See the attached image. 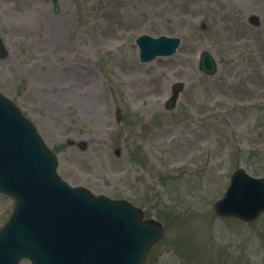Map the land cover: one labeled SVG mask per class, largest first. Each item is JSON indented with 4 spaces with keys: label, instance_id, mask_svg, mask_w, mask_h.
Wrapping results in <instances>:
<instances>
[{
    "label": "rangeland",
    "instance_id": "374dc122",
    "mask_svg": "<svg viewBox=\"0 0 264 264\" xmlns=\"http://www.w3.org/2000/svg\"><path fill=\"white\" fill-rule=\"evenodd\" d=\"M57 3L58 12L52 0H0V91L57 152L60 175L182 222L172 220L147 264H264V213L245 223L213 209L238 167L264 176V0ZM143 33L183 40L176 54L143 62ZM203 50L218 62L213 76L199 69ZM71 68L73 88L93 81L92 108L65 88ZM177 81L185 88L169 110ZM81 140L87 149L68 142ZM11 205L0 193V224ZM180 237L191 241L185 257Z\"/></svg>",
    "mask_w": 264,
    "mask_h": 264
},
{
    "label": "water",
    "instance_id": "95a60500",
    "mask_svg": "<svg viewBox=\"0 0 264 264\" xmlns=\"http://www.w3.org/2000/svg\"><path fill=\"white\" fill-rule=\"evenodd\" d=\"M137 41L141 45L143 59L147 60L157 54L174 52L180 39L164 36L155 39L143 35ZM179 89L178 85L175 86L174 95L168 102L169 107L174 106ZM82 145L86 146L85 143ZM0 185L6 187V191L18 198L21 208L20 218L0 234V242H6L5 245L0 243V264H7L10 259L6 254L9 250L6 248L7 242L13 238L22 242L26 238H23V235L29 217H24L26 215L24 207L33 205L38 211V205L46 206V202L50 199H54L62 205L64 203L72 205L71 198H79L78 196L89 198L82 201L85 204L78 206L81 212L75 210L68 217L65 216L63 218L65 226L48 234L41 241L46 243V240H54L57 243H66L75 255L71 264H142L149 245L161 233V230L152 224L141 222L140 213L133 211L130 206L108 201L106 206H109L106 207L90 200L92 199L89 197L90 195L83 191L66 188L55 176V159L37 134L36 128L1 95ZM60 192L66 195H62ZM124 208L127 210L123 211ZM262 209H264V178H252L242 169L233 177L225 197L216 203V210L219 213L239 216L243 219L256 217ZM44 210L46 214L42 218V222L49 219L51 221L53 218L52 207L48 206ZM71 216H73V220H70ZM111 217L117 218L118 223L109 225L107 236L110 240L107 243L106 253H102L103 239L98 242L95 230L87 229V225H93L94 222H106L107 218ZM82 220H85L86 223L81 222ZM66 233L70 236L68 240L65 237ZM80 233L95 235H90L87 240L85 244L87 252L85 253L82 249L77 248L78 241H83L79 238ZM109 235L114 236L110 237ZM98 244H100L99 249L96 247ZM89 247L92 250H89ZM78 255L85 256L80 259L81 262L74 261L81 258Z\"/></svg>",
    "mask_w": 264,
    "mask_h": 264
},
{
    "label": "bare ground",
    "instance_id": "6f19581e",
    "mask_svg": "<svg viewBox=\"0 0 264 264\" xmlns=\"http://www.w3.org/2000/svg\"><path fill=\"white\" fill-rule=\"evenodd\" d=\"M75 71H76L75 68L70 69L68 77H72V79H70V82H67L66 84H64V86H65V88H70L75 92H80V94L84 95V97H85V95H87V93L90 92V89L92 88V85H93V81L89 80V82H86V83L80 82L76 88H73V86H71V85L75 79ZM67 93L69 94V92H67ZM67 93H65V95ZM96 97L97 96H95V98H91V96L88 94V96L83 98L82 100H86V102L89 104V107L92 108V106L95 105V101L97 100ZM109 236L113 237L114 235H109Z\"/></svg>",
    "mask_w": 264,
    "mask_h": 264
}]
</instances>
